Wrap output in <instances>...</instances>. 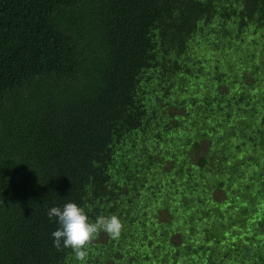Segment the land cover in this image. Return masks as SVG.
I'll return each mask as SVG.
<instances>
[{
  "label": "trees",
  "instance_id": "obj_1",
  "mask_svg": "<svg viewBox=\"0 0 264 264\" xmlns=\"http://www.w3.org/2000/svg\"><path fill=\"white\" fill-rule=\"evenodd\" d=\"M0 264H264V0H0Z\"/></svg>",
  "mask_w": 264,
  "mask_h": 264
},
{
  "label": "clouds",
  "instance_id": "obj_2",
  "mask_svg": "<svg viewBox=\"0 0 264 264\" xmlns=\"http://www.w3.org/2000/svg\"><path fill=\"white\" fill-rule=\"evenodd\" d=\"M47 215L56 219L58 228L52 233L53 247L57 251L71 249L75 259L86 261L92 242L104 232L112 240L121 237L123 223L117 215L98 216L95 222L89 220L84 207L68 202L61 207H51Z\"/></svg>",
  "mask_w": 264,
  "mask_h": 264
}]
</instances>
